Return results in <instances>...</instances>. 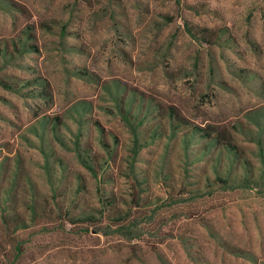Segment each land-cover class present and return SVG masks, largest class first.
Returning a JSON list of instances; mask_svg holds the SVG:
<instances>
[{
  "label": "rangeland",
  "instance_id": "1",
  "mask_svg": "<svg viewBox=\"0 0 264 264\" xmlns=\"http://www.w3.org/2000/svg\"><path fill=\"white\" fill-rule=\"evenodd\" d=\"M18 1L25 6V12L0 8V37L16 36L28 29L35 36L31 42L37 44L38 50L24 53L4 74L13 80L39 74L47 77L54 100L49 104L45 99L24 94L33 87L16 93L0 86V156L6 154L7 148L19 152L46 196L56 193L72 212L98 205L96 181L70 149L77 133L82 130L83 139L89 137L94 149L104 153L92 122L81 123L77 112L70 115L73 105L80 100L92 101L93 110L91 114L84 113V121L90 116L97 118L106 134L117 135L121 145L129 137L103 86L79 71L87 70L103 82L119 79L148 96L177 105L195 122L203 118L238 120L264 104V94L259 89L264 84V0H186L208 8L200 13L182 5L183 2L178 5L176 0ZM41 23L49 27L42 28ZM186 24L196 37L189 34ZM200 26L223 29V34L206 41L198 32ZM54 114L64 117L62 135L66 143L57 141L54 151H50L47 143L42 149L34 129H38L42 116ZM244 140L250 148L254 147L250 140ZM121 145L119 161L117 158L108 169L115 181L107 187L126 195L130 181L120 171L124 154ZM170 149L168 140L158 139L141 150L138 164L151 172L164 164L174 173L177 169L178 176L181 161L176 150ZM67 185L71 187L64 191ZM167 192V183L152 177L148 196L164 198ZM229 196L218 190L214 197L195 202L199 209L208 207L201 219L174 217L168 209H162L161 214L167 219L162 227L163 242H157L160 237L149 232L133 241L92 230L86 232L81 225L63 222L61 213L52 209L50 216L31 221L30 226L18 231L14 240L20 241L23 252L16 262H264V195L255 188L239 190L231 195L232 200L209 207ZM58 224L65 229L56 227ZM223 241L251 252L255 261L228 252ZM13 258V244L9 243L0 219V262Z\"/></svg>",
  "mask_w": 264,
  "mask_h": 264
},
{
  "label": "trees",
  "instance_id": "2",
  "mask_svg": "<svg viewBox=\"0 0 264 264\" xmlns=\"http://www.w3.org/2000/svg\"><path fill=\"white\" fill-rule=\"evenodd\" d=\"M176 2L178 5L183 2L182 5L198 13L208 9L199 2ZM0 8L22 13L26 11L25 6L18 0H0ZM41 26L49 27L47 23H41ZM186 29L192 37H196L195 31L187 24ZM222 31L223 29L218 31L208 26H200L198 30L200 36L210 42L212 36L220 38ZM31 39H35V36L28 29H23L22 33L16 36L0 37V86L16 93L25 87H33L24 94L45 99L51 104L54 100L53 92L47 77L39 74L13 80L4 74L5 69L13 65L24 53L38 50L37 44L31 42ZM240 71L250 75L244 69ZM78 73L103 86L105 93L113 101L117 114L127 127L128 140L121 145L117 135L106 134L97 118L90 116L85 118V121L81 118L84 113L91 114L92 101L80 100L73 105L70 115L77 112L81 123L92 122L99 132V142L104 149V153L95 150L89 137V140L83 139L82 130L72 142L70 149L75 151L79 163L95 179L98 193V205L80 207L77 212L64 207L56 193L46 196L31 176L21 154L7 148L6 154L0 156V219L9 243L13 244L14 258L0 264H17L16 259L23 252L20 241L14 240L18 231L30 226L31 221L50 216L52 209L61 213L63 222L67 221L74 226L81 225V229L86 232L92 230L106 236L117 235L128 241L141 239L145 232H149L154 237H160L157 242H163L162 227L167 223V219L164 220L162 209H168L174 217L184 215L201 219L204 209L207 210L208 207L199 209L194 203L214 197L218 190H222L226 196L230 195L229 198L218 199L209 207H218L232 200L231 195L239 190L255 188L264 195V104L249 110L238 120L203 118L195 122L177 105L148 96L119 79L103 82L87 70ZM259 89L264 94V84ZM39 123L40 131L34 129V132L41 139L42 149L47 143L51 146L48 149L54 151L53 147L57 141L65 145L62 135L64 117L58 114L46 115L40 118ZM158 139L168 140L172 148L170 150H176L181 161L178 176L177 169L174 173L164 164H159L160 168H154L155 173L138 164L141 150ZM244 139L254 143V147L250 148ZM120 145L124 151L121 155V165L119 164L120 171L130 181L126 195L119 194L113 187H107L115 181L108 169L116 163ZM1 149L0 147V151ZM48 165L47 160L46 168ZM193 170L195 172H192ZM152 177H158L167 183L166 197L148 196ZM70 187L65 186L64 191ZM58 226L65 229L62 224L56 227ZM155 243L151 245L155 247ZM222 246L234 255L255 261L252 253L243 248L224 241Z\"/></svg>",
  "mask_w": 264,
  "mask_h": 264
}]
</instances>
